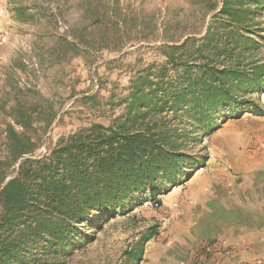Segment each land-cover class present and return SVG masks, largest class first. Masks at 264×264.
I'll use <instances>...</instances> for the list:
<instances>
[{"label": "rangeland", "instance_id": "obj_1", "mask_svg": "<svg viewBox=\"0 0 264 264\" xmlns=\"http://www.w3.org/2000/svg\"><path fill=\"white\" fill-rule=\"evenodd\" d=\"M223 4L0 0V190L15 177L21 159L40 157L60 137L120 114L122 107L114 106L120 92L131 77L165 63L166 47L203 37L209 25L218 33L229 29L218 17ZM227 5L243 11L247 27L237 29L246 39L238 35L232 41L235 52L246 56L243 62L264 63V0H227ZM231 90L264 109V78L260 85L239 82ZM182 127L180 152L191 162L166 180L164 189L133 194L83 230L86 242L66 264H201L209 241L219 246L220 258L206 264H222L229 248L208 237L193 253L195 242L185 236L210 195L235 205L243 185L251 197L253 171H264V114L248 103L223 106L205 130L191 117ZM178 253L180 261L172 258Z\"/></svg>", "mask_w": 264, "mask_h": 264}, {"label": "trees", "instance_id": "obj_2", "mask_svg": "<svg viewBox=\"0 0 264 264\" xmlns=\"http://www.w3.org/2000/svg\"><path fill=\"white\" fill-rule=\"evenodd\" d=\"M241 12L224 0L217 15L229 27L224 33L213 24L199 39L166 47L165 63L131 77L120 92L114 104L120 114L19 161L15 177L0 190V264H66L86 242L81 233L104 213L133 194L164 189L191 162L180 152L185 117L205 130L223 106L248 103L264 114L231 90L264 78V63L243 62L246 56L232 47L241 37L237 29L247 30ZM170 70L174 78L167 77Z\"/></svg>", "mask_w": 264, "mask_h": 264}, {"label": "crops", "instance_id": "obj_3", "mask_svg": "<svg viewBox=\"0 0 264 264\" xmlns=\"http://www.w3.org/2000/svg\"><path fill=\"white\" fill-rule=\"evenodd\" d=\"M251 191L250 197L244 192V186H240L235 205L213 193L208 197L203 210L195 216L192 233L189 238L185 236V240L192 237L191 241L195 242L193 253L199 243L209 237L229 248L222 264H264V171H253ZM172 258L180 261L182 257L178 253Z\"/></svg>", "mask_w": 264, "mask_h": 264}, {"label": "built area", "instance_id": "obj_4", "mask_svg": "<svg viewBox=\"0 0 264 264\" xmlns=\"http://www.w3.org/2000/svg\"><path fill=\"white\" fill-rule=\"evenodd\" d=\"M156 204V203H155ZM218 245L213 244L212 242H206L203 245V253L200 259L201 264H206L208 262H216L219 260L218 257Z\"/></svg>", "mask_w": 264, "mask_h": 264}]
</instances>
